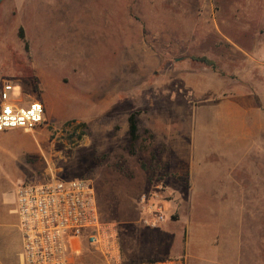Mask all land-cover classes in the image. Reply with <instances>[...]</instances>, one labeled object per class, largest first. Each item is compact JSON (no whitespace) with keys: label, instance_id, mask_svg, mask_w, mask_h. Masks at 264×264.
<instances>
[{"label":"rangeland","instance_id":"1","mask_svg":"<svg viewBox=\"0 0 264 264\" xmlns=\"http://www.w3.org/2000/svg\"><path fill=\"white\" fill-rule=\"evenodd\" d=\"M5 80L43 104L45 123L0 133V234L18 225L20 183L85 178L121 253H161L126 261L181 260L192 216H224L232 181L236 217L239 187L246 196L242 263L264 264V0H3ZM155 188L164 241L145 233L138 202ZM101 260L87 247L74 257Z\"/></svg>","mask_w":264,"mask_h":264},{"label":"built area","instance_id":"2","mask_svg":"<svg viewBox=\"0 0 264 264\" xmlns=\"http://www.w3.org/2000/svg\"><path fill=\"white\" fill-rule=\"evenodd\" d=\"M44 123L40 101L24 102L15 95L12 81L1 83L0 132H32ZM15 200L24 264H76L74 257L83 247L99 255L101 264H182L175 258L138 263L124 260L117 225L101 218L88 179L50 176L22 182ZM138 202L145 210L142 222L146 227L158 228L165 222L166 209L156 188Z\"/></svg>","mask_w":264,"mask_h":264},{"label":"crops","instance_id":"3","mask_svg":"<svg viewBox=\"0 0 264 264\" xmlns=\"http://www.w3.org/2000/svg\"><path fill=\"white\" fill-rule=\"evenodd\" d=\"M198 174L204 175L205 172L203 171L202 174ZM198 174L191 175L193 191L197 190L196 177ZM231 182L232 181L225 184L223 190V192L227 193L225 207H228V211L224 213V216L214 218L213 221L206 219L207 217L203 215L195 216L196 214H194V216H192L190 225H188L185 230L184 245L181 251L182 264H248L242 263L241 256L244 251V241L241 231L238 228L239 224L244 219L243 211L246 207L245 191L239 187L238 201L239 208H242V212L236 217L230 211L231 207L234 206V204L231 206L232 203H235V197L231 195V192L234 190L231 189ZM218 226L220 227L219 229ZM6 227L7 229L0 234V264H24L21 235L19 228L17 229L18 225L17 223H8ZM14 229H17V232H15ZM168 230H170V226L164 224L156 230L148 228L145 233L150 239L159 237L164 241V237ZM175 242L176 240L173 241V243ZM122 250L123 249H121V252ZM157 251L158 250L155 249L130 253L129 251H123L122 254L123 258L128 260L150 257L157 254L160 256L161 253ZM176 253L177 252L174 250L173 254ZM163 254H167V252Z\"/></svg>","mask_w":264,"mask_h":264},{"label":"trees","instance_id":"4","mask_svg":"<svg viewBox=\"0 0 264 264\" xmlns=\"http://www.w3.org/2000/svg\"><path fill=\"white\" fill-rule=\"evenodd\" d=\"M20 38L23 39L22 30L20 32ZM24 47L25 49H28L26 42L24 43ZM199 60L207 65H210V66L214 65V62L212 60H209L205 57H201ZM128 134H129L130 142L133 143L137 139V120H136L135 112L131 113L130 116L128 117Z\"/></svg>","mask_w":264,"mask_h":264},{"label":"water","instance_id":"5","mask_svg":"<svg viewBox=\"0 0 264 264\" xmlns=\"http://www.w3.org/2000/svg\"><path fill=\"white\" fill-rule=\"evenodd\" d=\"M3 0H0V2H2Z\"/></svg>","mask_w":264,"mask_h":264}]
</instances>
